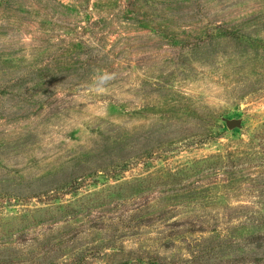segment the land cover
Wrapping results in <instances>:
<instances>
[{
  "label": "rangeland",
  "instance_id": "obj_1",
  "mask_svg": "<svg viewBox=\"0 0 264 264\" xmlns=\"http://www.w3.org/2000/svg\"><path fill=\"white\" fill-rule=\"evenodd\" d=\"M0 264H264V0H0Z\"/></svg>",
  "mask_w": 264,
  "mask_h": 264
},
{
  "label": "water",
  "instance_id": "obj_2",
  "mask_svg": "<svg viewBox=\"0 0 264 264\" xmlns=\"http://www.w3.org/2000/svg\"><path fill=\"white\" fill-rule=\"evenodd\" d=\"M236 125H237V123L235 121H230V122L227 123V127L229 129H232V128L236 127Z\"/></svg>",
  "mask_w": 264,
  "mask_h": 264
}]
</instances>
